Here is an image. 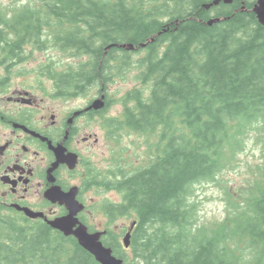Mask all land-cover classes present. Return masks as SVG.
<instances>
[{
  "label": "trees",
  "instance_id": "16d2710c",
  "mask_svg": "<svg viewBox=\"0 0 264 264\" xmlns=\"http://www.w3.org/2000/svg\"><path fill=\"white\" fill-rule=\"evenodd\" d=\"M214 1L0 4L5 57L19 61L25 45L41 49L50 39L83 61L50 75L64 88H106L131 75L137 82L120 116L106 124L143 136L148 154L127 171L120 150L107 172L93 176L94 186L121 195L120 204L104 207L110 219L136 220L128 254L115 240L106 243L124 264H264V166L242 204L229 201L230 214L216 226H199L191 202L197 185L232 166L248 131L264 133V26L254 0ZM52 233L41 221L0 219V264H98L74 240Z\"/></svg>",
  "mask_w": 264,
  "mask_h": 264
},
{
  "label": "flooded vegetation",
  "instance_id": "af4514ba",
  "mask_svg": "<svg viewBox=\"0 0 264 264\" xmlns=\"http://www.w3.org/2000/svg\"><path fill=\"white\" fill-rule=\"evenodd\" d=\"M0 57L3 71L0 97L8 93L6 105L0 98V219L18 218L46 224L65 218L69 210L60 196L74 189L75 199L83 205L77 214L78 221L89 233L104 231L94 230L87 221L90 207L82 194L94 172L91 152L88 154L98 142L94 122L102 124L103 114L111 104L108 87L64 88L51 76L45 78L49 82L46 87L42 80L45 75L38 74L34 84H39V89H34V84L31 88L23 85L15 88L12 73L27 58L22 53L20 60L15 61L2 52ZM36 90L46 95L40 97ZM97 99H101L103 106L95 110L92 106ZM103 131L111 143L109 134ZM13 234L9 233V238ZM52 234L64 237L60 232ZM67 238L78 244L73 236ZM101 239L104 244L108 236Z\"/></svg>",
  "mask_w": 264,
  "mask_h": 264
},
{
  "label": "rangeland",
  "instance_id": "374dc122",
  "mask_svg": "<svg viewBox=\"0 0 264 264\" xmlns=\"http://www.w3.org/2000/svg\"><path fill=\"white\" fill-rule=\"evenodd\" d=\"M36 1L0 0V4L3 7L17 8L28 3L34 6ZM49 32L46 30L47 39L53 35V32L51 34ZM51 43L50 39L47 40L45 46H40L41 49L37 45L24 47L23 55L27 58V62L23 66L17 67L12 73V83L16 84L15 88H18V85L31 88V85L39 78L38 74L45 75L42 80L47 87L49 82L45 78L52 73L60 74L63 71L77 68L78 59L71 58L70 55L57 50L51 46ZM1 76H3V71L0 67ZM34 85V89H39V84ZM135 86L136 81L133 75L128 76L127 79H118L116 83L111 85L107 90L111 105L103 116L115 117L120 115L122 98L127 91L134 89ZM36 92L40 97L46 95V92L40 94V92H43L42 90H36ZM7 94L0 97L3 105H6L5 97ZM94 126L98 142L88 152V154L91 152L90 161L94 167V174L95 171L99 173L107 172L110 162L115 159L120 150L124 154L123 166L126 167L127 171L132 170L130 166L136 164V158H139L141 163L146 158L148 150L146 144H143V136L135 135L124 138L119 144L109 143L104 137V129L100 122L95 121ZM149 137L151 140H155L154 137ZM231 165L226 166V170L218 176L214 183H201L194 188L191 202L195 205V217L199 226H216L220 224L230 214L227 211L229 210V201L233 200L235 204H242L239 201L240 197L244 195L252 182L257 181L259 170L264 166V133L257 134L248 131L243 138L241 151L234 154ZM227 193L230 198H228ZM82 199L90 207L89 213L86 214L88 215L87 221L90 222L94 230H108L114 235H118L122 229L129 227L132 222L131 217H121L109 224L102 212V205L107 201L119 203L121 195L119 192L106 191L104 188L94 186L93 177L90 178V184L85 187ZM119 241L122 242V237L119 238Z\"/></svg>",
  "mask_w": 264,
  "mask_h": 264
},
{
  "label": "water",
  "instance_id": "95a60500",
  "mask_svg": "<svg viewBox=\"0 0 264 264\" xmlns=\"http://www.w3.org/2000/svg\"><path fill=\"white\" fill-rule=\"evenodd\" d=\"M220 1H223L227 4L231 3L232 0H216L213 2V5H217ZM253 12L256 15L258 23L264 26V0H257ZM75 191L76 190L73 189L68 194H61L60 196V200L65 202L69 210L68 216L62 219L55 220L53 222H49V225L55 229L62 231L66 236L74 235L79 240L81 246L90 254H92L95 257L96 261L100 264H122L121 260H117L112 256L110 249L104 248L99 242V233L88 234L85 228L81 225H79L76 230H73V228L78 224L75 216L82 209V206L75 201ZM31 217L34 216L31 215ZM127 242L128 236L124 239L125 246L128 245Z\"/></svg>",
  "mask_w": 264,
  "mask_h": 264
}]
</instances>
